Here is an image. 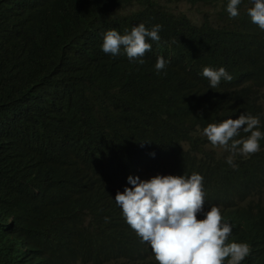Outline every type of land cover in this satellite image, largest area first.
Masks as SVG:
<instances>
[{"label":"trees","instance_id":"1","mask_svg":"<svg viewBox=\"0 0 264 264\" xmlns=\"http://www.w3.org/2000/svg\"><path fill=\"white\" fill-rule=\"evenodd\" d=\"M228 2L0 0V264H38L44 235L47 250L50 237L61 241L69 264H155L118 223L113 198L117 182L144 162L142 172L203 174L208 203L217 173L264 196V138L244 156L214 150L203 135L209 123L241 114L258 117L264 133V30L247 14L251 0L235 18ZM179 4L197 9L199 20L172 9ZM140 23L161 25L143 57L130 60L123 46L115 56L102 50L108 30L124 35ZM158 57L167 62L160 71ZM204 67H224L232 80L211 88ZM70 171L82 175L64 192ZM101 220L108 233L100 258L80 263L70 235ZM226 220L234 236L254 223ZM241 264L264 260L250 253Z\"/></svg>","mask_w":264,"mask_h":264},{"label":"clouds","instance_id":"2","mask_svg":"<svg viewBox=\"0 0 264 264\" xmlns=\"http://www.w3.org/2000/svg\"><path fill=\"white\" fill-rule=\"evenodd\" d=\"M241 2L229 0L226 11L230 18L239 15ZM251 4L247 8L251 22L264 30V0H251ZM160 30L161 25L149 30L143 23L124 35L115 29L108 30L103 37L102 50L115 56L123 46L130 60L143 57L152 47L146 38L159 42ZM138 63L143 64L144 60L139 59ZM166 63L163 57H158L156 70H163ZM202 75L209 80L211 88H216L222 79L232 80L224 67L218 70L204 67ZM259 125L258 117L241 114L236 119L209 123L203 129V135L218 152L227 150L248 156L260 150L259 141L264 138V133L259 130ZM241 131L247 135L241 137ZM226 162L236 167L232 156ZM146 166L144 162L140 169H135L136 173L121 178L113 189V198L120 207L118 223L146 248L155 264H241L250 253L258 260H264V196L245 194L231 179L217 173L208 203L203 174L190 171L167 175L162 169L142 172ZM80 175L70 171L64 192L74 187L75 178ZM85 210L84 206H78L76 215L82 216ZM226 217L235 221L253 218L254 223L251 227L239 228L234 236ZM107 233L108 220H101L98 228L88 234L82 231L71 234L75 245L73 257L80 263H85L89 256L99 260L100 247ZM46 237L44 235L40 243L38 264H69V258L60 256L61 241L50 237L52 246L47 245V250L44 247Z\"/></svg>","mask_w":264,"mask_h":264},{"label":"rangeland","instance_id":"3","mask_svg":"<svg viewBox=\"0 0 264 264\" xmlns=\"http://www.w3.org/2000/svg\"><path fill=\"white\" fill-rule=\"evenodd\" d=\"M173 10H176L179 13H184L188 17H191L192 19L199 20V12L197 9L190 8L189 5L186 4H179L177 6H172Z\"/></svg>","mask_w":264,"mask_h":264},{"label":"bare ground","instance_id":"4","mask_svg":"<svg viewBox=\"0 0 264 264\" xmlns=\"http://www.w3.org/2000/svg\"><path fill=\"white\" fill-rule=\"evenodd\" d=\"M231 167V166H230ZM228 168V167H227ZM227 172V171H226ZM229 172V171H228ZM227 174V173H226Z\"/></svg>","mask_w":264,"mask_h":264}]
</instances>
